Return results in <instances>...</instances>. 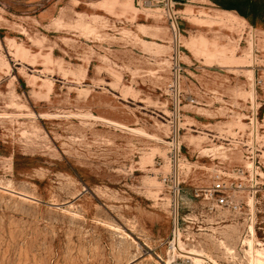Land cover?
Returning a JSON list of instances; mask_svg holds the SVG:
<instances>
[{
	"label": "rangeland",
	"instance_id": "374dc122",
	"mask_svg": "<svg viewBox=\"0 0 264 264\" xmlns=\"http://www.w3.org/2000/svg\"><path fill=\"white\" fill-rule=\"evenodd\" d=\"M171 1L0 0V264H171L177 191L264 264V0Z\"/></svg>",
	"mask_w": 264,
	"mask_h": 264
},
{
	"label": "bare ground",
	"instance_id": "6f19581e",
	"mask_svg": "<svg viewBox=\"0 0 264 264\" xmlns=\"http://www.w3.org/2000/svg\"><path fill=\"white\" fill-rule=\"evenodd\" d=\"M168 7H169L170 15L171 16H174L173 2L171 0H169ZM173 26L175 28V38H176V45H177L176 54H177V59L179 60L180 30L178 29V26H177V23L176 22H174ZM179 79H178V77L176 79V85H177L178 88L180 87L179 86L180 85L179 84ZM176 137H177V139L179 137L178 131L176 133ZM179 170H180V168H179V160H177V163H176L177 183H179ZM174 201H175V210H174L175 211V214L174 215H175V220L177 222V220L179 221V219H178L179 218L178 217L179 214H178V210H177V208L179 206L178 191H177V194L175 195V200ZM252 232L254 233V229L253 228H252ZM172 248H173V250H174L175 253L180 254V255H189L192 258H194L196 261H198V262H204V261H206L208 263L216 264L215 261L208 254H206V253H204L202 251L195 250V249H191V250L186 249L184 247V243H183V240H182V233H181L180 228H179V230H176V236H175V239L173 241ZM258 253L262 257H264V250H260V251H258Z\"/></svg>",
	"mask_w": 264,
	"mask_h": 264
},
{
	"label": "built area",
	"instance_id": "2783aa9c",
	"mask_svg": "<svg viewBox=\"0 0 264 264\" xmlns=\"http://www.w3.org/2000/svg\"><path fill=\"white\" fill-rule=\"evenodd\" d=\"M210 192H211V195L215 197V201L217 205L225 206L231 202V197L229 196V194H227V186L223 182L214 183ZM176 230H179L178 220L177 222L176 221L174 222V228H173V233H172L173 237H172V240L170 241L171 248L173 246V241L176 236ZM171 264H213V263H208L206 261L198 262L189 255H179V254L176 255L173 250Z\"/></svg>",
	"mask_w": 264,
	"mask_h": 264
}]
</instances>
